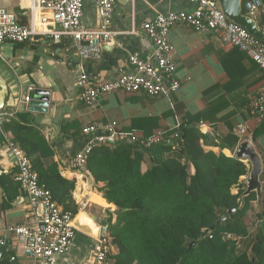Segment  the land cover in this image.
<instances>
[{
  "label": "crops",
  "instance_id": "obj_1",
  "mask_svg": "<svg viewBox=\"0 0 264 264\" xmlns=\"http://www.w3.org/2000/svg\"><path fill=\"white\" fill-rule=\"evenodd\" d=\"M35 1L0 0V5L14 12L21 25L29 26L33 15L38 20L44 12L40 6L32 10ZM83 3L84 28L100 29L102 22L97 1L83 0ZM193 8L186 0H117L108 28L121 33L111 43L101 46V55L96 59L78 55L72 38L68 39L69 46L63 48L55 46L57 41L49 35H39L22 43L6 40L0 44V79L9 88L3 110L14 111L12 118L20 112H29L30 122L41 130L55 150L52 160L59 164L64 177L75 181L73 196L80 207L79 213L87 211L97 216L98 227L108 216L116 221L117 207L108 202L101 191L105 182H97L91 172L82 177L75 167L76 155L87 144L88 136L83 132L86 125L97 123L101 125L97 133L105 134L103 126L116 121L118 137L111 141L116 144L128 138L131 131H153L163 135L171 128H179L189 114L208 112L213 103L214 107L223 103L218 120L214 123L204 121L200 129L218 140L230 132V127L236 133L235 128L244 124L245 137L252 138L264 158V120L249 111L251 99L264 91V73L244 52L224 42L216 31L197 32L187 23H177L168 32L173 46L172 57L177 65L175 77L180 83L177 92L151 97L145 92L115 90L99 96L93 103L81 99L83 74L93 84L108 82L119 77L121 70L128 71L132 67L130 55L138 53L142 59H147L153 53L154 45L144 28L145 22L172 9ZM261 13L255 18L258 24ZM23 97L48 103L47 106L36 105L39 110H31L30 103L26 106L20 101ZM255 133H258L256 138L253 137ZM5 136L14 138L11 130ZM204 148L216 153L221 150L211 144H204ZM223 152L233 155L228 148ZM151 164L152 159L146 156L142 170ZM3 171L13 173L16 167L11 151L1 142L0 172ZM262 181L264 189V173ZM233 191L238 192V188ZM263 206L264 203L260 206L255 201L248 220H255V214ZM29 217V201L22 188L7 201L5 189L0 184V264H34L8 230L9 226L27 223ZM106 238L110 250L117 252V247L109 240V230ZM101 243L78 230L71 249L57 256V264H94ZM12 257H16L15 260Z\"/></svg>",
  "mask_w": 264,
  "mask_h": 264
},
{
  "label": "trees",
  "instance_id": "obj_2",
  "mask_svg": "<svg viewBox=\"0 0 264 264\" xmlns=\"http://www.w3.org/2000/svg\"><path fill=\"white\" fill-rule=\"evenodd\" d=\"M260 16L259 25L264 30V11ZM221 106L223 103L215 107L213 103L208 112L189 114L179 128L163 135L131 131L116 144L108 142L92 150L88 169L97 182H105L101 191L117 207V219L108 229L109 240L118 250L111 253L114 264H264V206L255 220H248L257 201L252 191L240 207L247 188L241 178L251 169L249 161L234 155L240 137L232 127L218 140L200 129L202 122L218 120ZM29 117V112H20L5 122L0 143L6 147L5 135L11 130L13 140L32 158L40 182L65 210L76 215L80 207L73 196L75 181L62 175L59 164L52 160L53 146ZM134 136H163L168 141L144 148L132 140ZM204 144L221 150H206ZM224 148L233 155L225 154ZM146 156L152 164L143 171ZM14 173L0 172L7 201L21 188ZM234 188H238L237 193ZM222 216L228 219L217 223ZM206 229L209 233L202 238ZM244 239H250L249 243Z\"/></svg>",
  "mask_w": 264,
  "mask_h": 264
},
{
  "label": "built area",
  "instance_id": "obj_3",
  "mask_svg": "<svg viewBox=\"0 0 264 264\" xmlns=\"http://www.w3.org/2000/svg\"><path fill=\"white\" fill-rule=\"evenodd\" d=\"M96 1L98 16L102 22L101 28L96 30H88L82 24L83 0H37L32 10L40 6L39 9L44 12L38 20H35L33 15L29 26L21 25L14 12L0 5V44L6 40L22 43L39 35L52 36L57 42L68 37L73 39L75 51L82 58H99L101 46L104 43H111L121 32L108 28L117 0ZM186 1L193 4L192 10L172 9L145 22L144 28L154 45L153 53L147 59H142L138 53L130 55L129 63L132 67L128 71L121 70L119 77L108 82L93 84L83 74L80 81L84 86L81 99L93 103L99 96L115 90L145 92L149 95L177 92L180 88V83L175 77L177 65L172 57L173 46L168 39V32L177 23H187L197 32L216 31L224 42L238 47L264 73V42L253 36L245 27L230 21L221 8V0ZM244 11L248 16L256 18L264 11V4L261 0H246ZM20 101L28 106L31 100L23 97ZM249 111L251 115L264 120V91L251 99ZM13 116L14 111L0 110V132L5 122ZM100 126L95 123L83 128L84 134L88 136L87 144L75 157V167L82 177L90 174L88 157L92 150L118 137L116 121L103 126L106 129L105 134L97 133ZM235 131L240 141L245 138L247 129L244 124L238 125ZM132 140L144 148H150L164 140L168 141L163 136L149 138L134 136ZM6 146L11 151L16 167L15 180L21 184L30 206L28 222L9 226L8 230L14 235L23 253L34 264H57V256L68 252L73 245L78 231L73 225L76 215L70 210H65L54 199L51 190L40 182L32 158L19 143L13 138H6ZM244 178L246 182L248 175ZM82 203L84 202L81 201ZM112 252L109 246L102 242L96 250L94 264H114ZM15 258L12 257L13 260Z\"/></svg>",
  "mask_w": 264,
  "mask_h": 264
},
{
  "label": "water",
  "instance_id": "obj_4",
  "mask_svg": "<svg viewBox=\"0 0 264 264\" xmlns=\"http://www.w3.org/2000/svg\"><path fill=\"white\" fill-rule=\"evenodd\" d=\"M221 8L223 9L226 16L229 18L230 21L239 24L245 27L253 36L262 40L264 42V30L260 28L258 21L248 16L244 11V0H221L220 1ZM68 37L63 38L59 42H55V46L63 48L68 47ZM38 92V91H37ZM9 93V88L7 84L0 79V110L4 109L6 98ZM48 102L39 101L35 99H31L30 101V108L31 110H39L40 108H36V105L40 106H47ZM46 110V109H44ZM114 138L110 139L109 142L113 141ZM237 158L242 160H247L251 163L250 173L246 180V190L242 196V201L240 207H243L245 204V197L249 195L252 191H255L257 194V203L262 206L264 203V189H263V181H262V174L264 173V158L257 148L255 142L252 140L251 137H245L242 139L234 154ZM232 212V210L230 211ZM78 215L76 214L75 219L73 221V225L75 228L81 232H85L94 238L99 239L100 241L104 242L106 240L109 224L111 223V216H108L106 219L100 221V226L97 230H92L88 226L79 223ZM93 216L95 222L97 221V216ZM228 219L227 216H222L218 219L217 223L221 221H226ZM261 226H264V221L261 222ZM209 233V229H206L203 234L202 238L205 237ZM195 243V242H193Z\"/></svg>",
  "mask_w": 264,
  "mask_h": 264
},
{
  "label": "bare ground",
  "instance_id": "obj_5",
  "mask_svg": "<svg viewBox=\"0 0 264 264\" xmlns=\"http://www.w3.org/2000/svg\"><path fill=\"white\" fill-rule=\"evenodd\" d=\"M78 220L80 224H83L85 226H88L92 230H97L98 225L96 224L95 220L93 219V216L90 214L84 212V213H78Z\"/></svg>",
  "mask_w": 264,
  "mask_h": 264
},
{
  "label": "rangeland",
  "instance_id": "obj_6",
  "mask_svg": "<svg viewBox=\"0 0 264 264\" xmlns=\"http://www.w3.org/2000/svg\"><path fill=\"white\" fill-rule=\"evenodd\" d=\"M247 161V160H246ZM242 181H244L245 182V178L244 179H242ZM236 188H234L233 190H235ZM234 193H237V192H234ZM81 211V210H80ZM84 211H86V210H84ZM87 212V211H86ZM88 213V212H87Z\"/></svg>",
  "mask_w": 264,
  "mask_h": 264
}]
</instances>
